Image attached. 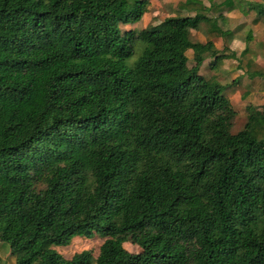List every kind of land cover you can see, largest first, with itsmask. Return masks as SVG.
I'll list each match as a JSON object with an SVG mask.
<instances>
[{
	"label": "trees",
	"instance_id": "trees-1",
	"mask_svg": "<svg viewBox=\"0 0 264 264\" xmlns=\"http://www.w3.org/2000/svg\"><path fill=\"white\" fill-rule=\"evenodd\" d=\"M148 5L0 0V243L13 264H264V104L231 133L228 84L199 70L235 53L190 38L202 25L230 37L222 11L257 23L264 1L182 0L120 28ZM94 234L95 257L55 249Z\"/></svg>",
	"mask_w": 264,
	"mask_h": 264
},
{
	"label": "rangeland",
	"instance_id": "rangeland-1",
	"mask_svg": "<svg viewBox=\"0 0 264 264\" xmlns=\"http://www.w3.org/2000/svg\"><path fill=\"white\" fill-rule=\"evenodd\" d=\"M182 0H148L149 5L146 13L136 23L121 25L122 30L137 31L147 25H154L162 21L166 16L175 14V8ZM219 3L222 0H201L208 7L209 2ZM261 2L264 0H251ZM182 14L186 12L182 11ZM208 16H216L214 10L206 12ZM225 19L218 22L217 25L222 30H229L230 37H217L208 34L206 25H202L198 31H192L190 38L193 42H205L211 40L216 49H225V53L234 52V59H223L213 69H208L204 64L200 68V74L205 78H213L217 81L228 84L224 95L230 100L235 111L232 120L231 133H235L242 128L244 124V106L246 104L262 105L264 104V19L253 23V15L246 16L237 8L231 12L222 11ZM250 31L251 39L247 43V51L241 55L245 47V36ZM142 43L135 42L134 54L126 59V66L132 67L134 61L140 55ZM188 62L190 63L191 54L187 52ZM251 73L256 75L250 76ZM259 73V75L257 74ZM236 80L235 83L231 82ZM231 84V85H230ZM103 239L98 234L90 238L73 237L69 244L64 247L55 248L64 258H69L72 254L82 250H90L93 257L96 256L99 245ZM124 248L130 253L138 252V247L129 243H124ZM14 258L8 254V248L0 243V264H13ZM90 264H94L92 260Z\"/></svg>",
	"mask_w": 264,
	"mask_h": 264
}]
</instances>
